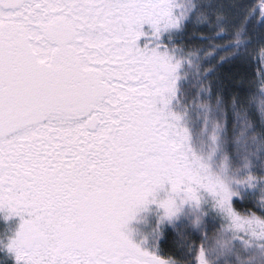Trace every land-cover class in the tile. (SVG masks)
Listing matches in <instances>:
<instances>
[{
  "label": "snow or ice",
  "instance_id": "6c2138e0",
  "mask_svg": "<svg viewBox=\"0 0 264 264\" xmlns=\"http://www.w3.org/2000/svg\"><path fill=\"white\" fill-rule=\"evenodd\" d=\"M0 264H264V0H0Z\"/></svg>",
  "mask_w": 264,
  "mask_h": 264
}]
</instances>
